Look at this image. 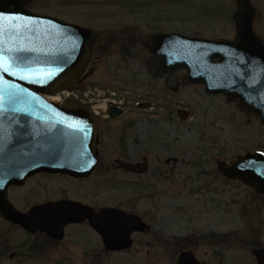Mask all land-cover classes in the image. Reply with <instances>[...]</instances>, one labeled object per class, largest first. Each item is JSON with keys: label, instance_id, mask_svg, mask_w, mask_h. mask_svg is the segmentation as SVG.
<instances>
[{"label": "rangeland", "instance_id": "rangeland-1", "mask_svg": "<svg viewBox=\"0 0 264 264\" xmlns=\"http://www.w3.org/2000/svg\"><path fill=\"white\" fill-rule=\"evenodd\" d=\"M251 1L256 9L254 29L264 38V0ZM69 2L67 20L95 28L98 36L110 38V44L106 51L96 50L95 69L60 102L76 105L91 100L96 111H102L100 100L92 99L87 91L98 96L108 89L109 97L124 99L127 110L149 118L147 150L155 162L159 157L175 156L176 169L173 162L165 165L162 161V166H172L171 173L167 172L166 178L150 179L156 191L149 201L143 199L138 205L140 211L147 209L148 234L139 236L124 251L97 263L5 257L0 264H177L182 249L191 250L204 264H257L252 249L264 245V197L254 198L240 181L223 182L214 162L217 156L230 161L246 151H264V128L253 117L247 121L223 95L207 94L201 84H190L177 92L165 90L160 81L150 77L143 64L147 55L137 44L143 34L157 29L232 38L234 1ZM54 5V10L62 12V7ZM145 100L151 104L137 105ZM178 109L185 113L179 115ZM206 150L213 155L208 164L201 162L206 159ZM205 169L208 172L202 175ZM73 244L70 254H78Z\"/></svg>", "mask_w": 264, "mask_h": 264}, {"label": "water", "instance_id": "water-1", "mask_svg": "<svg viewBox=\"0 0 264 264\" xmlns=\"http://www.w3.org/2000/svg\"><path fill=\"white\" fill-rule=\"evenodd\" d=\"M233 1L235 33L232 38L162 31L148 33L142 43L152 54L145 64L152 76L166 75L169 89L175 87L174 71L186 69L183 85L202 84L208 94H223L227 102H235L247 120L253 116L264 128V38L254 29L256 10L252 1ZM15 8L6 11L0 1V16L8 18L0 21V62L7 67V71L0 67V168L12 170L17 165L15 161L5 165L1 160L3 151L10 147L15 151L21 138L15 114L20 111L64 112L40 117L35 129L36 137L49 138L54 146L65 145L66 136H72L78 129L77 122L83 118L70 112L84 109L61 107L46 101L43 94L68 88L82 76L96 37L93 28L28 13L20 5ZM35 165L34 169L42 167ZM217 165L225 177L239 180L258 194L264 193L263 151H247L229 163L217 160ZM12 170L6 175L13 176L15 171ZM86 215L106 250L128 248L132 242L131 232L144 227L138 216L116 208H103ZM82 216L83 213L65 214L70 221ZM18 219L31 232L41 227L31 219L21 216ZM57 230L45 226L44 231L61 237ZM252 254L257 264H264V247L253 248ZM177 264L202 262L191 250L183 249L178 254Z\"/></svg>", "mask_w": 264, "mask_h": 264}, {"label": "flooded vegetation", "instance_id": "flooded-vegetation-1", "mask_svg": "<svg viewBox=\"0 0 264 264\" xmlns=\"http://www.w3.org/2000/svg\"><path fill=\"white\" fill-rule=\"evenodd\" d=\"M0 1L4 4L6 11H13L20 5L28 13L68 21L66 14L70 7L69 0ZM53 4L62 7V12L54 10ZM160 31L174 30L157 29L148 33ZM148 33L143 34L142 39L137 43L139 49L147 55L143 60L144 65L151 59L152 54L149 47L142 43ZM109 39L108 36H98L96 31L92 56L79 81H84L87 73L95 69L96 50L106 51L110 44ZM185 72L184 69L174 71L175 87L169 89L166 86V75L153 77L148 71L154 81H160L165 90L172 92L187 86L182 83ZM115 98L121 99L119 96ZM149 104H151L150 100L137 103L139 106L146 107ZM60 106L77 107L65 103ZM177 112L179 115L185 113L181 109ZM60 113L64 112L20 111L15 114L18 120L16 122L20 125L19 146H16L15 151H11V147L8 149L9 152L3 151L4 158L1 162L8 165L9 162L12 164L15 161L17 165L13 170L9 167L8 169L0 168V259L5 257L9 260L40 258L47 262L97 263L105 260L109 254L124 251L125 249L106 250L100 234L86 214H93L103 208L111 207L138 216L144 227L142 230L135 229L131 232L132 242L129 246L131 247L139 240V236L148 234L147 209L140 211L138 205L143 199L149 201L153 197V192L156 191L152 188L150 179L166 178L167 172L171 173L172 170V166H165L172 165L170 161L174 163V171L176 169L175 156H165L163 159L159 157L157 162L153 161L150 151L146 148L145 128H150L147 125L149 118L138 115V112L127 110L124 99L107 107L104 111H93L85 107L82 111L70 112L73 116L83 119L77 122L78 129L74 130V134L66 136L65 145L63 143L54 146L49 142V138L34 135L40 117H51ZM139 139L141 142L138 141ZM205 157L206 159L201 161L205 164L213 159L209 150H206ZM217 160L227 163L231 161L217 156L214 162L216 166H218ZM35 164H41L42 167L34 169ZM11 170L15 171V174L6 175ZM207 172V169L201 170L202 175ZM218 172L223 182L237 180L227 178L220 171ZM244 186L251 190L254 198L259 200L264 197V193H255L251 187ZM108 188L112 191L110 192ZM79 209L82 210L79 211ZM68 213H83L84 216L70 221L65 217ZM20 216L31 219L41 227H36L33 232L25 229L18 221ZM61 224L62 227H60ZM45 226L49 229H58L61 237L44 231ZM72 242L75 248L78 247L76 252L78 254H70L72 251L69 247ZM257 247H264V245Z\"/></svg>", "mask_w": 264, "mask_h": 264}, {"label": "built area", "instance_id": "built-area-1", "mask_svg": "<svg viewBox=\"0 0 264 264\" xmlns=\"http://www.w3.org/2000/svg\"><path fill=\"white\" fill-rule=\"evenodd\" d=\"M70 92H72V91H63V92H61V93H59V94H57V95H54V96H50V98H52V99H55V100H58V101H60L59 99L60 98H66V97H68L69 96V93ZM89 94H91V97H92V99H99V100H101L100 102H102L104 99L102 98V95H103V93L102 94H99L98 96L93 92V91H91L90 89L87 91ZM96 96V97H95ZM101 98H100V97ZM90 102L93 104L92 105V108H93V110H95L96 111V104H94V102L93 101H91L90 100ZM100 106H101V104H100Z\"/></svg>", "mask_w": 264, "mask_h": 264}, {"label": "snow or ice", "instance_id": "snow-or-ice-1", "mask_svg": "<svg viewBox=\"0 0 264 264\" xmlns=\"http://www.w3.org/2000/svg\"><path fill=\"white\" fill-rule=\"evenodd\" d=\"M5 19H8V18L0 16V21L5 20ZM0 60H2V58H0ZM0 67H4V70L7 71V67H5V65L2 62H0Z\"/></svg>", "mask_w": 264, "mask_h": 264}]
</instances>
